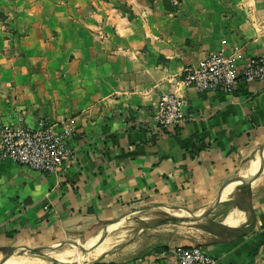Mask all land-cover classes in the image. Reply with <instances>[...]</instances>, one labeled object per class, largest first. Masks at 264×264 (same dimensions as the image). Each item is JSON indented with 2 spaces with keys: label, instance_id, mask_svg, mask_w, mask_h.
<instances>
[{
  "label": "crops",
  "instance_id": "1",
  "mask_svg": "<svg viewBox=\"0 0 264 264\" xmlns=\"http://www.w3.org/2000/svg\"><path fill=\"white\" fill-rule=\"evenodd\" d=\"M222 49L264 55V0H0V128L44 119L71 149L53 174L0 161V263L71 253L160 210L184 213L181 231L120 244L108 233L90 262L176 264V246L197 244L221 264H264V177H241L264 157V82L231 94L182 84ZM171 94L187 116L160 133L153 113Z\"/></svg>",
  "mask_w": 264,
  "mask_h": 264
},
{
  "label": "built area",
  "instance_id": "2",
  "mask_svg": "<svg viewBox=\"0 0 264 264\" xmlns=\"http://www.w3.org/2000/svg\"><path fill=\"white\" fill-rule=\"evenodd\" d=\"M264 82V55L241 62L237 53L222 49L185 70L183 86L197 93L231 94L240 83ZM185 99L171 94L157 103L152 127L160 132H172L185 120ZM71 149L65 134L44 119L29 126L19 118L17 123L0 128V161H11L31 170L53 174L69 161ZM176 264H221L203 247L178 245L172 251ZM79 264H109L83 262Z\"/></svg>",
  "mask_w": 264,
  "mask_h": 264
},
{
  "label": "rangeland",
  "instance_id": "3",
  "mask_svg": "<svg viewBox=\"0 0 264 264\" xmlns=\"http://www.w3.org/2000/svg\"><path fill=\"white\" fill-rule=\"evenodd\" d=\"M255 160H264V157H261V159L257 158ZM152 215L155 217L154 220H149L148 218H146L147 216H149V214L144 215V216L142 215L141 216L142 219L139 216L138 217L136 216L137 218H132L131 220H129L127 222V224L124 225V227H122L116 231H109V235L112 237H114L116 235L119 236V238L121 237L117 241L118 242L117 244L127 243V242L131 241L133 238L139 237V236H146L148 238L149 235H159V236L174 235L175 233L181 231L180 230V227H181L180 223L187 222V217L184 213H183L182 217H174L171 212L166 213L164 211L158 210L157 212H154V214L152 213ZM208 215L209 214H207L205 216H208ZM195 216H196L195 214L190 215V217H195ZM168 224H174L175 227L172 225H168ZM178 226H179V228H178ZM115 228L116 227H113V229H115ZM73 250L75 252H77L75 249H73ZM54 252H57V251H54ZM48 253L50 254L52 252L43 251V252H37L35 255L31 254V253H26V255L38 256V257L46 258L49 260V256H53V255H49ZM20 255H23V253L16 254V256H20ZM82 256H84V255H82ZM58 257H61V255H59ZM67 258L68 257H65L64 259H67ZM83 262H85V261H82L81 263H83ZM79 263L80 262L73 263V264H79ZM50 264H59V263H56V261L51 260Z\"/></svg>",
  "mask_w": 264,
  "mask_h": 264
},
{
  "label": "bare ground",
  "instance_id": "4",
  "mask_svg": "<svg viewBox=\"0 0 264 264\" xmlns=\"http://www.w3.org/2000/svg\"><path fill=\"white\" fill-rule=\"evenodd\" d=\"M264 154V151L263 153ZM259 156L258 154H256L250 161L246 171L241 175V177L243 178H252L253 176L256 175L258 169H260L262 171V177H264V167H258L256 169H254L255 167L259 166L261 163H262V160H255V157ZM264 164V162L262 163ZM261 175V174H260ZM260 178V179H261ZM258 180V179H257ZM255 180V181H257ZM237 186V183L235 184H232L230 186H228L225 191L229 188H233L235 189V187ZM256 187V186H255ZM224 191V193H225ZM223 193V194H224ZM240 193V192H239ZM239 197V195H238ZM236 200H237V197H236ZM240 201V200H239ZM141 218V217H140ZM142 219V218H141ZM237 220V219H236ZM229 222L228 224L230 225H233L234 222H236L235 220H233V223L232 221L229 219ZM121 226V225H120ZM235 226V225H234ZM179 228V226H178ZM181 228V227H180ZM161 229V228H160ZM232 229V228H231ZM230 230V229H229ZM234 230V229H233ZM124 231V230H123ZM122 231V232H123ZM212 231V230H211ZM210 231V232H211ZM113 233V232H112ZM208 234V233H207ZM120 235V234H119ZM117 236V235H116ZM125 236V235H124ZM109 237V236H108ZM119 237V236H118ZM133 237V236H132ZM121 238V237H120ZM119 238V239H120ZM215 238V237H214ZM213 238V239H214ZM109 239V238H108ZM124 239V238H123ZM118 241V240H116ZM93 243V240H89L87 242V246H90L92 245ZM196 243V242H195ZM194 243V244H195ZM103 244V243H102ZM115 245V244H114ZM197 245V244H196ZM110 244L109 243H104L103 245H100L98 247L97 250H94V253L90 254L89 256L87 257H83L79 252L78 250L75 248V247H72L73 249H75L77 252L73 251V252H68L70 251L71 249L70 248H66L64 250H59L57 252H52V253H48L49 255H53V256H49V260L46 259V258H42V257H38V256H33V257H30L29 255H22L20 257H12L10 258L9 260H7L5 262V264H50V261H56V263H59V264H73V263H78V262H82V261H92L94 259H97L103 252L107 251V249L109 248ZM112 246V245H111ZM65 248V247H64ZM112 248V247H111ZM47 252V251H46ZM51 252V251H50ZM59 255H61V257H58ZM65 257H68L67 259H64ZM104 258V257H102ZM96 262V261H95Z\"/></svg>",
  "mask_w": 264,
  "mask_h": 264
},
{
  "label": "water",
  "instance_id": "5",
  "mask_svg": "<svg viewBox=\"0 0 264 264\" xmlns=\"http://www.w3.org/2000/svg\"><path fill=\"white\" fill-rule=\"evenodd\" d=\"M258 174H259V175L261 174V171H260V170L258 171ZM234 182H236V183H245L246 181L243 180V179H241V178H237V179L234 180ZM226 186H227V185H225V186L223 187V189L221 190L220 194L218 195V197H217V199H216V201H215L214 206H213L211 209H209L208 211L204 212L202 215H199V216L197 217V219H201L203 216L209 214V213L213 210V208H214V207L220 202L222 192H223V190L225 189ZM197 219H194V220H197ZM108 233H109V230H108V228H106L105 231H104V233H103L102 238H101L100 241H98L95 245H92V246H89V247H88V246H86V245L82 246V245H79V244H74V247H75L80 253H83V254H89V253L93 252L95 249H97V248L103 243V241L106 239ZM12 256H13V255H11L10 257H7L6 259H4L3 261H1L0 264H5V262H6L7 260H9Z\"/></svg>",
  "mask_w": 264,
  "mask_h": 264
}]
</instances>
